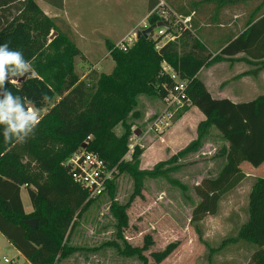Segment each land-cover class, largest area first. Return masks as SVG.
<instances>
[{
  "label": "trees",
  "instance_id": "16d2710c",
  "mask_svg": "<svg viewBox=\"0 0 264 264\" xmlns=\"http://www.w3.org/2000/svg\"><path fill=\"white\" fill-rule=\"evenodd\" d=\"M40 1L58 10L64 6V0ZM158 2L148 0V13ZM37 12L36 0H0V49L19 53L21 60L28 64L47 46L49 33L56 29L49 17L38 19ZM158 21L154 13L147 17L148 25ZM254 30L256 26L231 41L221 54L247 49ZM78 54L77 48L69 46L64 52L55 53L50 64H32L35 73L27 75L22 82L5 80L4 86H0V113L5 110L6 89L13 106L18 105L25 114L28 107L41 110L58 97L36 126L29 124L23 130L13 131L11 125L17 123L16 113L11 115V123L0 120V233L31 264H58L74 251L67 244L69 234L93 199H88L86 188L72 180L65 161L83 143L86 150L99 154L109 167H116L114 177L120 172H129L136 191L140 190L145 175H163L159 168L163 161L145 171L138 169L137 164L122 160L127 140L123 138L117 146L113 133L118 123L125 125L124 120L139 95H157L164 99L174 90V82L161 71L163 61L186 81L189 105L183 108L196 106L205 116L196 126L197 138L171 159L200 146L210 128L216 129L227 143L221 154L224 163L218 173L203 177L194 186L199 201L192 209L191 222L217 212L221 197L245 178L240 167L242 162L256 167L264 161V93L238 103L212 98L197 77L198 70L211 55L191 30L181 29L174 40L159 49H155L151 36L136 39L126 51L110 45L114 66L110 73L96 76L92 84L81 79L73 69V58ZM219 58L216 56L213 60ZM4 70L17 76L22 71L15 64H6ZM129 129L127 126L126 135ZM6 132L10 140L7 142ZM27 155L33 158L34 167L26 161ZM23 185L33 207L29 213L24 211L20 198ZM125 207L111 205L120 224L127 222ZM248 212V219L238 234L255 245L246 264H264V177H257L252 184ZM29 218L37 219L35 228L26 224ZM175 247L176 243H170L162 252H154L155 261L169 256Z\"/></svg>",
  "mask_w": 264,
  "mask_h": 264
},
{
  "label": "rangeland",
  "instance_id": "374dc122",
  "mask_svg": "<svg viewBox=\"0 0 264 264\" xmlns=\"http://www.w3.org/2000/svg\"><path fill=\"white\" fill-rule=\"evenodd\" d=\"M36 2L38 12L35 16L38 19L49 17L56 29L51 30L47 46L29 63L30 68L24 74L35 73L32 64H50L55 53L60 54L73 46L79 50L73 58V69L88 84H92L99 74L111 72L114 60L109 54V46L135 35L130 29L148 10V0H66L63 16L52 6L40 0ZM55 16H66L75 30ZM147 17L135 31L149 26ZM181 29L185 28L176 25L172 32L177 36ZM153 31L156 33L157 29ZM54 40L56 43H51ZM56 101L57 96L41 110L32 107L39 120ZM165 107L166 103L157 95H139L135 107L124 120L125 125L118 123L113 129L117 146L123 138L127 140L122 160L130 165L137 164L138 169L145 171L152 170L163 161L159 167L163 175H145L139 191H136L129 172L123 171L114 177L112 186L93 199L76 222L67 241L74 251L58 264L247 263L249 252L252 253L255 245L238 234L249 216V194L257 178L252 177H264V166L257 169L243 162L241 169L252 177H247L232 192L225 193L214 215L191 222L192 209L199 201L194 186L203 177L218 173L224 163L221 154L227 143L216 129L210 128L204 133L200 146L176 158V161L172 160L173 155L197 138V120H180L189 106L178 108L163 126L156 129L153 124ZM127 126L130 129L126 135ZM137 129L139 136L135 134ZM131 146L133 155L129 157L127 152ZM26 158L34 167L33 158L29 155ZM112 204L126 206V224H120L113 215ZM30 210L32 207L27 206L25 212ZM170 243H176L173 252L156 262L152 254L162 252ZM0 264L30 262L0 237Z\"/></svg>",
  "mask_w": 264,
  "mask_h": 264
},
{
  "label": "crops",
  "instance_id": "0c3cea01",
  "mask_svg": "<svg viewBox=\"0 0 264 264\" xmlns=\"http://www.w3.org/2000/svg\"><path fill=\"white\" fill-rule=\"evenodd\" d=\"M162 1L177 16L190 17L189 29L194 35L197 33L195 37H199L200 42L211 55L198 70L197 77L203 82L212 98L229 99L238 103L255 99L264 93V0ZM59 11L64 16L66 0H64L63 9ZM147 15L148 10L144 17L130 29L132 33L137 32L135 30L139 24L144 23ZM55 17L61 18L66 26L75 30L72 28L71 20L66 16ZM252 26H256V30L250 35L247 49H240L232 54H221L223 48L237 37L243 36ZM216 56L220 58L213 60ZM186 118H194L198 124L205 116L196 106H189L180 120ZM262 166L264 161L259 166L253 167L258 169ZM243 172L246 176L241 182L247 177H252L248 171L243 170ZM256 177L259 176L252 178ZM20 198L24 211L27 206L32 207L28 190L24 185L20 188ZM0 237L6 240L9 247H13L1 233ZM16 251L21 255L18 250ZM250 254L251 252L249 256Z\"/></svg>",
  "mask_w": 264,
  "mask_h": 264
},
{
  "label": "built area",
  "instance_id": "2783aa9c",
  "mask_svg": "<svg viewBox=\"0 0 264 264\" xmlns=\"http://www.w3.org/2000/svg\"><path fill=\"white\" fill-rule=\"evenodd\" d=\"M152 13L158 16V22L164 24V26H158L156 28V33L153 31L149 35L155 41V49H159L167 41L174 40L177 37L172 32L176 25H182L185 29H189L188 23L190 17L177 16L162 0H159L158 4L148 13V15ZM136 33L135 35L123 39L122 42L114 44L113 47L126 51L136 41ZM161 67L162 73L167 74L175 85L174 90L168 92L163 99L166 103V107L164 112H162L157 121L153 124L156 129L163 126L165 120L172 117L173 113L178 108H183V106L189 105V100L185 92L186 81L181 79L179 74L165 61L162 62ZM30 108L32 109V107H28V109ZM132 150L133 148L131 146V149L127 152L129 157L132 154ZM65 164L68 167L72 180L87 189L88 199H95L105 193L108 182L114 178V174L117 172L116 167H109L106 160H104L99 154L93 151H88L85 147H81L72 152L66 159ZM5 261L8 260L5 259Z\"/></svg>",
  "mask_w": 264,
  "mask_h": 264
},
{
  "label": "clouds",
  "instance_id": "9594fccd",
  "mask_svg": "<svg viewBox=\"0 0 264 264\" xmlns=\"http://www.w3.org/2000/svg\"><path fill=\"white\" fill-rule=\"evenodd\" d=\"M6 46L7 44H5V47ZM6 64H15L18 68L22 69L18 76L14 74L13 77L24 75V71H28L30 68V65L26 61L21 60L19 53H6L3 51V49H0V86H4L5 84L4 66ZM8 92L9 91L6 89V100L4 102L5 110L3 113H0V120H8L11 123V115L16 113L15 119L17 123L11 125L13 131L23 130L25 126L29 124L36 126L39 123V116H37L36 111L30 108L28 109V113L25 114L23 111H21L18 105L14 107L11 96L7 95ZM5 141H10L7 132L5 133Z\"/></svg>",
  "mask_w": 264,
  "mask_h": 264
},
{
  "label": "water",
  "instance_id": "95a60500",
  "mask_svg": "<svg viewBox=\"0 0 264 264\" xmlns=\"http://www.w3.org/2000/svg\"><path fill=\"white\" fill-rule=\"evenodd\" d=\"M158 26H164V24L162 22H157L155 25H149L147 27H145L144 29H142L141 31H138L136 33V37L137 39H139L140 37H145L147 38L155 28H157ZM31 73L27 72L22 76L19 77H13L14 74L11 73H5V80H9L15 83H19L22 82L23 79L27 76L30 75ZM135 134H137V136H139V130H135ZM82 147H86V143H83ZM26 224H28L30 227L35 228L37 225V219L36 218H31V219H27L25 220Z\"/></svg>",
  "mask_w": 264,
  "mask_h": 264
}]
</instances>
